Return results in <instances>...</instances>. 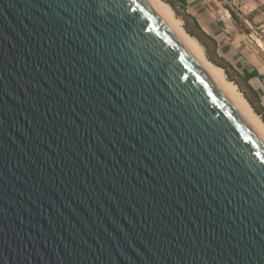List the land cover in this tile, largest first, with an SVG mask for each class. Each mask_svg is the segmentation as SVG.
<instances>
[{
  "label": "water",
  "instance_id": "95a60500",
  "mask_svg": "<svg viewBox=\"0 0 264 264\" xmlns=\"http://www.w3.org/2000/svg\"><path fill=\"white\" fill-rule=\"evenodd\" d=\"M0 264H264V143L146 0H0Z\"/></svg>",
  "mask_w": 264,
  "mask_h": 264
},
{
  "label": "crops",
  "instance_id": "0c3cea01",
  "mask_svg": "<svg viewBox=\"0 0 264 264\" xmlns=\"http://www.w3.org/2000/svg\"><path fill=\"white\" fill-rule=\"evenodd\" d=\"M173 2L184 32L190 31L188 35L201 47L204 57L226 78L225 68L232 83L241 88V95L264 116V0L231 7L221 0ZM250 27L253 34L249 39Z\"/></svg>",
  "mask_w": 264,
  "mask_h": 264
},
{
  "label": "bare ground",
  "instance_id": "6f19581e",
  "mask_svg": "<svg viewBox=\"0 0 264 264\" xmlns=\"http://www.w3.org/2000/svg\"><path fill=\"white\" fill-rule=\"evenodd\" d=\"M146 1L158 16L171 28L185 48L225 93L241 116L264 143V123L260 120L259 116L253 112L241 93L237 90L236 86L225 78V75L220 68L213 65L204 57L201 47L192 37L184 32L182 29L183 27L180 26L179 19L174 17L171 8L165 2L161 0Z\"/></svg>",
  "mask_w": 264,
  "mask_h": 264
},
{
  "label": "trees",
  "instance_id": "16d2710c",
  "mask_svg": "<svg viewBox=\"0 0 264 264\" xmlns=\"http://www.w3.org/2000/svg\"><path fill=\"white\" fill-rule=\"evenodd\" d=\"M167 4H169V6L176 12L175 14H177V16L178 17H180V12H179V9L175 6V4H174V2L173 1H167ZM187 33L188 34H190V31H188L187 30ZM191 35V34H190ZM213 63V62H212ZM214 64V63H213ZM216 65V64H215ZM224 69V71H225V74H226V79L228 80V81H230V82H234V80H233V78L230 76V74H229V72L225 69V68H223ZM235 83V82H234ZM239 89V90H238ZM237 90L238 91H240V92H242L241 91V88L239 87ZM243 96H244V94H243ZM244 98L246 99V97L244 96ZM247 100V99H246ZM247 102L250 104V107L252 108V110H253V112L256 114V115H258V116H260V119H261V121L264 123V116L261 114V112L257 109V108H255V106L254 105H252L248 100H247Z\"/></svg>",
  "mask_w": 264,
  "mask_h": 264
},
{
  "label": "built area",
  "instance_id": "2783aa9c",
  "mask_svg": "<svg viewBox=\"0 0 264 264\" xmlns=\"http://www.w3.org/2000/svg\"><path fill=\"white\" fill-rule=\"evenodd\" d=\"M254 0H221V2L223 4H225L228 7H231L233 5H238L244 2H253ZM240 6V5H239ZM252 28L250 27V31L248 33V38L250 39L251 35H252Z\"/></svg>",
  "mask_w": 264,
  "mask_h": 264
},
{
  "label": "rangeland",
  "instance_id": "374dc122",
  "mask_svg": "<svg viewBox=\"0 0 264 264\" xmlns=\"http://www.w3.org/2000/svg\"><path fill=\"white\" fill-rule=\"evenodd\" d=\"M161 1H163V2H165V3L167 4V1H173V0H161ZM167 5L169 6V4H167ZM169 7H170V6H169ZM170 8H171V7H170ZM173 9H174V8H173ZM173 9L171 8L174 17H175V18H178L177 14H175L176 12H175ZM260 120H261V119H260Z\"/></svg>",
  "mask_w": 264,
  "mask_h": 264
}]
</instances>
